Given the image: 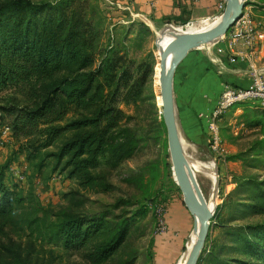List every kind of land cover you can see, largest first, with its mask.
<instances>
[{
    "label": "rangeland",
    "instance_id": "rangeland-1",
    "mask_svg": "<svg viewBox=\"0 0 264 264\" xmlns=\"http://www.w3.org/2000/svg\"><path fill=\"white\" fill-rule=\"evenodd\" d=\"M87 1L99 12L97 20L102 22L104 45L108 44L111 37L120 43L128 26L138 23L132 21L126 11L119 10L115 0ZM246 1L244 8L252 16L255 15L254 11L263 15L261 5H264V0ZM226 7L227 0H218L216 12L211 16L187 21L170 20L155 30L149 27L151 33L146 35V41L140 44L137 51L152 73L140 99L131 105H123L126 118L116 132L118 143L132 141L134 145L131 150L128 146L124 147L125 153L116 158L103 159L102 164L92 170L94 181L87 186L68 178L67 171L63 170L64 163L57 165L55 158L50 156L59 151L67 137L47 149L46 158L38 168L18 152V140L7 124L8 118H4L0 111V172L4 173L5 183L10 187L16 186L19 196L24 198V202L13 213L0 218V264L177 262L186 250L195 225V215L187 206L174 177L168 133L160 106L158 72L161 60L158 58V33L171 25L185 27L204 19H213L224 14ZM137 51L133 50L135 53ZM263 56L262 52L261 58ZM68 73V69L60 71L53 79ZM27 91L24 86L6 88L0 92V107L9 102L24 103ZM230 111L234 123L225 128L224 134L231 140L228 144H234V147H226L221 138L220 147L214 150L211 135L204 137L202 144L193 143L180 123L185 137V152L199 162L216 167L219 180L218 203L210 220L199 264H206L203 259L209 252L218 253L228 243L229 240H225L227 232L224 225H234V233H237L238 226L264 223V215L242 204L249 201L253 189L250 183L264 181V109L247 102ZM72 118L70 115L69 119ZM225 159L234 161V175L230 181L234 187L229 185L227 172L231 168ZM194 174L204 198H208L213 188L211 178L205 171ZM219 205L221 207L218 210ZM177 207L183 209L184 218L178 214ZM73 212L104 215L111 222L108 233L112 227L125 221L134 222V227L121 248L108 261L97 263L91 253L95 246L105 241L107 234L91 240L80 250L65 249L54 235L64 215ZM229 255L232 256L233 252ZM236 255L234 251V257Z\"/></svg>",
    "mask_w": 264,
    "mask_h": 264
},
{
    "label": "trees",
    "instance_id": "trees-1",
    "mask_svg": "<svg viewBox=\"0 0 264 264\" xmlns=\"http://www.w3.org/2000/svg\"><path fill=\"white\" fill-rule=\"evenodd\" d=\"M98 13L87 0L0 2V92L15 86L28 89L24 103L0 107L18 140V152L40 168L47 149L67 137L50 156L57 165L64 163L68 178L84 186L94 181L92 170L103 159L124 154L126 146L132 149V141L117 142L116 132L126 118L123 105L140 99L152 73L137 51L150 28L132 24L120 43L111 37L104 45ZM65 69L68 74L53 79ZM250 185L249 201L242 204L264 215V181ZM23 202L0 172V218ZM110 224L104 215L73 212L64 215L54 235L65 249L80 250L107 234L91 253L97 263H104L134 227L125 221L108 233ZM224 227L229 241L218 253L209 252L206 264H264V223L238 226L237 233L234 225Z\"/></svg>",
    "mask_w": 264,
    "mask_h": 264
},
{
    "label": "crops",
    "instance_id": "crops-1",
    "mask_svg": "<svg viewBox=\"0 0 264 264\" xmlns=\"http://www.w3.org/2000/svg\"><path fill=\"white\" fill-rule=\"evenodd\" d=\"M217 2L218 0H115L118 9L126 11L132 21L144 23L154 30L160 29L170 20L187 21L211 16L216 12ZM254 14L255 20L264 25V14L259 15L256 11ZM228 36L225 34L224 39L211 43L209 47L191 50L180 62L174 75L176 113L186 135L196 144H202L204 137L210 135L209 124L225 86L231 84L241 88L251 82L247 72L248 63L244 57L247 47L238 39L229 48ZM258 67L264 69V56ZM226 122L228 125H225ZM233 123L231 111L218 119L222 142L226 147H234V144H228L231 140L224 134L225 128ZM225 162L231 168L227 172L229 185L234 187L230 182L234 175V161L225 159ZM177 209L178 214L184 218L183 209Z\"/></svg>",
    "mask_w": 264,
    "mask_h": 264
},
{
    "label": "water",
    "instance_id": "water-1",
    "mask_svg": "<svg viewBox=\"0 0 264 264\" xmlns=\"http://www.w3.org/2000/svg\"><path fill=\"white\" fill-rule=\"evenodd\" d=\"M247 5L246 0H227V7L223 21L216 27L197 33L184 34L169 45L164 51L159 72V87L162 100V115L168 133L169 151L171 155L174 176L179 185L187 206L195 215H201V223L198 238L192 248L186 264H198L204 248L209 229L210 220L213 217L206 206V199L202 194L196 176L189 166L185 152L180 143V132L183 134L175 108L174 99V75L180 62L193 49L201 48L206 44L218 41L227 34L235 25ZM175 51V56L166 67L164 59L167 54ZM219 184V180L217 185Z\"/></svg>",
    "mask_w": 264,
    "mask_h": 264
},
{
    "label": "built area",
    "instance_id": "built-area-1",
    "mask_svg": "<svg viewBox=\"0 0 264 264\" xmlns=\"http://www.w3.org/2000/svg\"><path fill=\"white\" fill-rule=\"evenodd\" d=\"M227 34L229 48H232L238 39H241L247 47L244 57L248 63L247 72L251 75V82L241 88L225 86L209 124L214 150L220 147L221 141L219 118L232 108L247 102L255 103L259 108L264 109V69L258 67V61L264 51V27L255 20L250 11L243 9L242 15ZM221 38L224 39V36Z\"/></svg>",
    "mask_w": 264,
    "mask_h": 264
},
{
    "label": "bare ground",
    "instance_id": "bare-ground-1",
    "mask_svg": "<svg viewBox=\"0 0 264 264\" xmlns=\"http://www.w3.org/2000/svg\"><path fill=\"white\" fill-rule=\"evenodd\" d=\"M223 18H224V14H221L219 16H216L213 19H204V20H201L199 23L188 24L185 27H181V26L178 27V26H173V25L168 26L167 28L165 27L166 29L163 32L158 33L159 34L158 35L159 46H160V48L158 50V58L160 60L163 59L162 55H163L164 51H166V49L169 47V45L172 43V41H174L178 37H180L184 34H188V33H197V32H203V31L210 30V29L216 27L217 25H219L223 21ZM210 45H211V43L206 44L203 47H209ZM175 53L176 52L173 51V52H170L167 54L166 58L164 59L166 67H168L170 61L175 56ZM160 65H161V63H160ZM159 72H160V67H159ZM159 72H158V74H159ZM161 105H162V100H161ZM179 134H180V143H181V146L185 152V137H184V135H182V132H180V129H179ZM187 141H189V140H187ZM185 155H186V158L188 160L189 166L193 169L194 173H196L198 171H205L207 173V175L212 180V183H213L212 192H211L210 196L208 198H205V199H206V206L208 208V211L211 214H213L215 209H216L217 203H218V194H217L218 174H217L216 167L212 166V164L211 165L205 164L202 161H201L202 162L201 163L197 159H194L192 156L188 155L186 152H185ZM200 223H201V215L195 214V225H194L193 231L189 237V240L186 244V250L179 257V259L177 260V262L175 264H186L187 263L189 254H190L192 248L194 247L196 240L198 238Z\"/></svg>",
    "mask_w": 264,
    "mask_h": 264
}]
</instances>
